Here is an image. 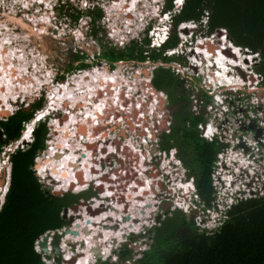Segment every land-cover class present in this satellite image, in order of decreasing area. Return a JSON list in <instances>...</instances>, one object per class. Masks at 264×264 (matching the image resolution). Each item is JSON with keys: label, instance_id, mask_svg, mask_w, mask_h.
I'll list each match as a JSON object with an SVG mask.
<instances>
[{"label": "rangeland", "instance_id": "rangeland-1", "mask_svg": "<svg viewBox=\"0 0 264 264\" xmlns=\"http://www.w3.org/2000/svg\"><path fill=\"white\" fill-rule=\"evenodd\" d=\"M42 1L48 2V0ZM55 1L56 0H52L50 4H53ZM66 1H68L70 4L67 5L68 3H65L64 9L61 10L58 9V7L53 13H47L40 7H34L36 4H41L40 0H0V86L2 88H0V106L6 105L11 109V111H7L6 113H4V115H0V118L1 116L11 114L18 107L19 104H24L26 109H28L37 100V98L42 95L45 96L46 102L44 103L45 105L42 109L40 108L35 112L34 117L36 119H44V111L48 113L51 111H55L59 108L58 111L54 113L55 116L53 118V121L47 122L48 125L46 124L48 128L46 138L47 146L44 151L40 152L39 155L36 157V164H38L39 162H46L45 158H48V155H50V149H55V143L60 142L65 147L64 141L65 133L67 130L65 124L70 123L71 117H74L78 121L81 120L80 124L84 123L88 126V122L83 121L82 119L85 111L91 109V114H93V116L91 115L89 118H91L95 122L94 136H96L93 137V139L95 138V141L93 142H96L98 140V142L100 143L95 144L93 148H91V150L94 151L96 154L86 152V150L84 149L85 142L81 143L79 146H76V148L80 150L77 151L76 154H73L71 156V159L74 160L75 163H77L79 166L73 168L72 170L73 172H77V170H80L81 161L86 162L87 164L91 161H94L92 167L94 166L97 169L95 168L96 170H94L93 168V174H96L98 172L97 174L100 175L105 170H108L109 172L103 173L101 176H99L98 179L100 181H91L90 186H88V184H84L81 190H78V188L74 186L72 188L70 187V189L66 191H55L54 187L52 186V178L48 175H45L44 173L41 175L42 177L45 176V178H42L37 173V170H40V167H36L35 165L36 175L40 176H38L39 181H41L45 189L49 190L55 195L62 196L67 192H72L75 193V195H80L89 190H92L94 192L93 194L87 197H80L78 203H74V205L70 207H65L61 215L67 220V224L62 228L49 230L45 234H47L48 232L54 233L56 230L64 231L68 227L74 228L75 225L72 226L74 222L77 219L78 221H80L83 217L86 216V214H90L89 216H92V213L94 214L93 217H99L101 216V214L107 211H111L115 200V202L123 204H121V210L117 211L118 213L120 212V214L126 215L127 218V214H129L130 216L133 215L132 211H135V213H137L136 217L133 216L134 218L141 217V214L143 213V215L146 216H142V220L136 221L135 223L138 224V222H140L138 226L144 223H147L148 225L143 226V228L138 233H131V236L133 235L135 237L136 242L131 241L129 244L123 245V237L126 236L124 235L122 239L120 237L119 240L117 239L116 243H112L113 246L118 243V245L112 250L111 244L107 246V250L104 251L108 253L111 252L109 254L110 256H102V259L99 260V262H97L96 264H101L102 262L109 260L115 264H123L121 262H123L127 258L129 259V261L135 264V261L141 256V253L146 249L150 248V244L152 243L151 237L153 234L154 224L158 225L165 218L166 210L170 209V211H172L175 209L174 207L177 206L174 201V195L177 194V192L181 191V186L178 184L180 182L179 179H194V176H189L188 170L186 166L183 165V162L180 157H177L175 155V149H173L172 147H170L169 149H163L161 147V136L164 132H171L172 124L175 121L173 111L175 109H179L182 103L171 101L169 91L165 89H160L155 85L153 81L155 69L159 66L164 68H170L172 72L180 75L183 84L175 88V93L178 94L181 93V91H184L189 96V99L187 100V107L189 111H191L197 116L203 114L206 120L200 121L198 123V127L200 126V123L206 124L208 119L211 117L210 112H212L213 114L215 110V107L213 105H215L216 103L219 104L216 100L212 104L213 99H211L210 102H207L203 97L205 93L210 95L207 91L209 88H213V85L208 83L207 78H209L212 73H224V71H227L228 74H230L231 71H229V68L226 65L222 66L223 58H219L218 62H212L209 60L205 64L203 61L201 65L198 66V63L192 64L191 60L188 61L184 52H175L174 50L169 52L172 53L170 56H177L178 58L182 57L184 58V60L176 59L172 60L171 63L154 61L150 58L143 61L120 60L116 61L115 66L112 67L111 63L106 58H103L104 45H106L107 47H116V49H118L123 48L124 43L129 42V40L131 39H142V33L137 36L138 26L140 24L139 22L140 20H143L141 19L140 12H142V9H150L151 7H153L154 2L151 4L147 3V1L149 0L139 1L141 2V4L139 3L136 8H133V10H135L132 11V14L134 13L135 16L130 17L128 15L130 14V11H121L119 9L120 7L118 6V3L121 0H98L99 2L97 0H92L91 4L89 5L99 3L105 13L104 19L97 20L96 23H92L91 18L87 15L79 17L78 22L75 21V18L69 15V13L77 15L80 10H86L88 6L85 5V1ZM156 10H160V8L156 7ZM119 12H121V15L119 14ZM52 16L54 17L52 18ZM125 21L129 23H126ZM202 23H204L203 26ZM205 23L206 20H204L203 22L196 21V25H193L195 27L191 25V27L188 29V32L187 29L182 30V32L186 34H183L185 37L191 35L192 38L198 37L199 39H202L201 42L205 40L207 41V39L213 40V44H211V46H213V49H207L205 41L203 44H201V49H203L201 53H203V56H206L207 53H210L212 58H214L213 53L216 52L215 50L218 49L219 51V49H222L220 47L221 42L219 38L223 36H220L216 33L219 30L218 29L215 32L216 35L210 37L214 33H205L202 30L208 28ZM93 27L95 29L92 31ZM220 29L223 30V28ZM95 30L98 31L97 37H99L100 40L93 35ZM140 41L141 40H139V42ZM188 41H190L189 38ZM207 42L209 43V41ZM227 44L231 46L229 43ZM151 46L156 47L152 43ZM211 46H209V48H212ZM194 47H197V45ZM231 49L232 48H226V52L232 54ZM82 50L85 51L87 54L82 58H84L85 62L88 63V66L81 69H77L78 67L76 69H73V67L77 66L79 61L81 60V58H77V55H82ZM236 50L239 53H242L241 49L238 48ZM196 53L199 52H197L196 50ZM252 55L254 60L253 58L249 59L251 62H249L250 68L248 70L249 72H246L247 75L254 74L255 72L256 76H259L257 78H255L256 76L254 77L255 82L257 80L258 84L255 85L253 89L249 87L247 90H245L243 87L242 92L236 95L237 97L235 104L237 103L236 107H238V109L231 110V119L229 120L230 122H228L227 124L228 127L232 128V130H230V135L228 138L234 139V141L230 140L232 144L231 148L234 147V150L241 151V148L238 146L237 143L241 144V142H243L246 144L247 147L245 149L246 152L251 150V147L247 145L249 143H247L246 141L250 140V143H252L251 140L256 138L259 130H261V132L257 136V138L259 140L264 139V110L261 109L262 107L264 109V83L262 82L261 73L256 70L257 67H260L262 58L256 52ZM215 57L218 59L219 55ZM76 58L79 60H76ZM233 62L239 63L236 61ZM217 63L219 66L216 65ZM177 65L183 66L187 75H190L192 73V65H197L199 68H201V70H199L198 72L195 67L194 72L196 74V78L195 80H192V77L188 78L182 75L180 68L176 67ZM144 71H147L148 74H145ZM251 71L253 72L251 73ZM101 73L103 74L101 80L99 82L97 81L98 79L95 81L94 78L96 76L99 77ZM109 74L112 75L109 76ZM84 75L85 81H83L84 78H80ZM62 76H64V78H62ZM231 77L233 78L232 75H230V78ZM239 80L241 81V79H238L236 77V80L223 78V80L221 81L220 78V80H218L217 82H222L225 84L228 82H232V84H239ZM74 83L75 86L73 85ZM220 90L224 91V89ZM60 91L62 92L60 93ZM70 91L74 92V95L70 96V94L68 93ZM83 93L89 94L85 100H82V98L80 97ZM58 95H61V97H59ZM93 96L95 97L94 99ZM25 97H27L28 99L24 100L23 98ZM33 97L36 98L32 99ZM58 98L60 100H58ZM198 98H203V102L200 105L201 107L199 112H197L194 105L196 103L195 101H198ZM102 99H104V105L101 106L102 108H98V105H100ZM159 100H161L160 104H158ZM74 101H77V103H75ZM85 102L87 103L86 106L84 105ZM209 104L212 105V108L211 111L207 113L206 108ZM156 105H158V108H156ZM87 107L89 108L87 109ZM164 110H166L169 114V120H171L170 127H167L168 117L165 119L164 116H161L163 115ZM94 111H98L100 117H96V113ZM238 117L239 120H236ZM161 120H164V126L159 128V126L161 125ZM30 121L31 120L25 123L24 126L32 122ZM41 121H45V119ZM52 122L56 126L57 130H54V126L49 127ZM152 123L157 126H153V130H151ZM147 124L149 125V128L152 131L150 133L152 137H149L146 133L145 129L148 126ZM255 129L257 130L254 131ZM199 130L202 136L203 130ZM101 134V137H97ZM4 136L5 135H3V137ZM74 137L76 141L77 139H81L82 141L90 140L89 138H87V136L82 137V134L77 132H75ZM20 138L13 139L8 146H3V149H0L1 164L4 162V160L8 158V155L10 153H13L15 151L16 148H24V146L27 145V140L22 141L20 140ZM144 138H147V143L143 141ZM31 141L32 140H28V143H30ZM70 141V143L72 144L73 140ZM18 142L19 145L16 146V143ZM112 142L114 143L113 149L115 152L110 153L108 156V151L106 152L105 149H107L110 143ZM171 142H173V140ZM231 148L228 149L226 147H223L219 149L217 155H219L220 151H230ZM56 150L57 149H55L51 155H53ZM83 152L86 153L85 156L82 155ZM141 153H144L146 157V173L143 170L144 167L142 166L141 168L140 166V162L143 160ZM51 155L50 157L51 159H53ZM176 160H180V162H177ZM218 160L219 158L217 156V161ZM51 161L45 164H49L51 163ZM7 164L11 169L12 173V160L10 158L7 159ZM101 164L102 171L99 169ZM173 166L179 167L178 172L180 173L179 175L171 174L172 178H168L167 176L170 175V171L176 170L175 168H173ZM231 167L230 169H233ZM118 168H120V171H122V173H118ZM167 171L169 172V175L164 173ZM1 172H3V168H1ZM215 172L216 170L214 171L212 177L213 186L216 183H214ZM113 173H117V181L112 180ZM262 173L263 172L260 171L258 173V176ZM107 174H109L108 178L106 179L108 181H102L101 179H103V177L106 178ZM240 175L241 177L245 176V174ZM252 175L253 174H251L249 178H245L244 182H247V184L250 186H255L257 189H260L261 187L264 188V185L262 184V181L264 180L263 177L257 178L256 176ZM236 178H238V176H236ZM176 180L178 181L176 182ZM7 181L9 186V177L7 178L6 173L4 172L0 173V190L4 188ZM120 181H122L121 184L117 183ZM151 181L154 182L153 186L150 184ZM193 182L195 183V180H193ZM56 185H58V182L56 183ZM116 185H123L124 189H128V193L127 191L123 192L120 189H115ZM108 186H111L112 189L118 191L120 196L116 199H112V195H110L111 197L107 195L105 198H102L103 192L99 193L98 190H106ZM148 186H151L153 192L150 190L149 192H147V194H143L142 198L139 200L144 201L145 203L147 202L151 205V208L148 210L144 206H140L138 209L134 208L133 206H135L134 204H136L135 200L138 199L137 197H135L133 190L137 189V192L142 193L141 191L143 189H148ZM131 187H133L134 189H130ZM216 187L217 189L215 192V196L217 197V195L219 194L218 188H220L219 184L216 183ZM241 187L245 188L243 186ZM55 188L58 187L55 186ZM154 190L156 191L154 192ZM131 191H133V194L131 196L133 200V206H131L132 202L129 199ZM253 195H255V193ZM95 197L98 198V200L102 198V200L105 201V203L101 205V207L104 206L103 209H101L103 210L102 212H97V210L100 209L95 208V205L93 203ZM122 197H125V199L121 200ZM247 197L248 196H245L244 199ZM195 199L197 201L196 197ZM199 204L201 208H204V204H202L201 201ZM227 204L229 205H226V208H229L232 203ZM130 207H133V210H129ZM66 208L69 209H67V212L65 213ZM219 209L223 210L221 206H219ZM142 210L145 211L142 212ZM202 213L203 211H201V214ZM203 215L205 220L210 219L204 213ZM158 216L160 217L159 221L157 219ZM71 217H73L74 219L71 220ZM120 219L121 223H125L124 221H122L121 217ZM114 220L116 222V224L114 225H117V223L121 224L117 221V219ZM129 222H131V220ZM221 224H223V222ZM125 226H127V224H125ZM128 227L129 226H127L124 230V234H126V230L129 229ZM142 233L146 234H144V236H141ZM42 236L40 238H42ZM38 240L36 242L35 249L37 247ZM83 242H81L82 245L84 244ZM104 243H110V240ZM66 245L67 248H70L71 251H76L75 249L80 250L79 244L75 242L71 241V243H68ZM125 246H127V249L132 252V255L128 256L126 259L123 260L121 259L120 255L122 251H124L123 247ZM138 247H140V249ZM83 249L84 248L82 247V250ZM67 251H64L62 248L61 260L65 261L63 257L65 252ZM39 253H41L42 261L45 264H58L57 261L53 259H51V262L48 261V263L45 260L44 254L42 252ZM92 262L93 261L91 259L90 264Z\"/></svg>", "mask_w": 264, "mask_h": 264}, {"label": "trees", "instance_id": "trees-1", "mask_svg": "<svg viewBox=\"0 0 264 264\" xmlns=\"http://www.w3.org/2000/svg\"><path fill=\"white\" fill-rule=\"evenodd\" d=\"M65 3L70 4L63 0L58 9H64ZM173 8L174 0H167L165 9L171 11ZM69 15L76 22L85 15L91 18L92 23L105 18L99 3L89 5L77 15ZM204 20L208 28L201 29L205 33H215L224 28L233 45L248 48L261 56L260 67L256 70L261 73L264 83V0H185L174 16V28L167 43L154 47L151 46L149 37L143 35L142 39H131L124 43L123 48L104 45L103 58L112 67L120 60L143 61L150 58L163 63L184 60L168 54L169 49L180 46L178 26L182 22ZM191 25H184V28ZM94 29L93 27L92 31ZM97 32L95 30L93 35L100 40ZM219 39L221 44L226 42L227 46V43L232 45L225 35ZM207 41V49H213V40ZM81 52L82 55H77L81 60L73 69L88 66L82 58L87 54L83 50ZM220 54H226L228 58L231 55L236 60L235 54L226 52V49L225 52L221 49ZM153 81L158 88L169 91L171 101L182 103L179 109L173 111L175 121L171 132H164L161 136V147L175 149V155L180 157L189 176H194L197 192L204 202V211L215 208L213 201L216 199V189L212 177L217 152L225 143L209 141L201 136L198 123L206 120L203 114L197 116L189 111V96L184 91L175 93V88L183 84L180 75L170 68L159 66L155 69ZM203 97L207 102L211 101V96L207 93ZM45 102L46 98L42 95L28 109L24 104H19L11 114L1 116L0 149L23 135L24 124L34 119L35 112L42 109ZM47 122L49 119L39 121L34 128L32 141L9 154L12 173L0 210V264H45L41 253L35 249L37 240L47 231L67 224V220L61 215L65 207L78 203L80 197L94 193L89 190L80 195L67 192L58 196L45 189L39 181L35 170L36 157L47 146ZM161 122L163 124V120ZM174 208L172 211L166 210L165 218L153 226L150 248L141 253L135 264H264V195L233 204L225 211L223 224L214 230L201 228L196 223L195 216L186 214L181 206ZM123 249L121 259L132 255L127 247ZM101 264L115 263L109 260Z\"/></svg>", "mask_w": 264, "mask_h": 264}, {"label": "bare ground", "instance_id": "bare-ground-1", "mask_svg": "<svg viewBox=\"0 0 264 264\" xmlns=\"http://www.w3.org/2000/svg\"><path fill=\"white\" fill-rule=\"evenodd\" d=\"M130 1V2H129ZM139 1H141V0H121L119 3H118V6L120 7L119 9L121 10V11H130V14H128L130 17H133V16H135V14L133 13L132 14V11H134L133 10V8H136V6H138V4L140 3L141 4V2H139ZM157 1H159V0H157ZM154 2V0H149V1H147V3H153ZM116 3V2H115ZM151 8H153V7H151ZM150 8V9H151ZM153 10H154V8H153ZM155 11V10H154ZM136 12V11H135ZM119 14L121 15V12H119ZM137 17H139V16H137ZM131 19V18H130ZM140 19V18H139ZM139 19H138V21H139ZM137 21V22H138ZM126 23H129V22H127V21H125ZM137 22H136V24H137ZM190 24H192V25H194L192 22L190 23ZM193 27H195V26H193ZM185 28H183L182 30H184ZM183 35V34H182ZM206 41V40H205ZM205 41H203V42H201V43H199L198 45H197V47H196V50H197V52H199V53H196L197 54V58H198V55H199V57H200V59H201V63L204 61V64L207 62V61H209L210 59L211 60H213L212 62H218V60H219V58H223V62H222V66H224V65H226L228 68H229V71H231V73L230 74H228V72L227 71H224V73H222V72H217V73H212V75L211 76H209V78H207V79H210L209 81H208V83H210L211 85H213V86H215V87H219V86H221V85H223V86H226V87H228L229 85H239V86H241L242 87V85L243 84H245L248 80H249V82H251V83H253V80H255L254 79V77L255 76H253L252 74L249 76L248 75V77H247V74H246V72H245V70L247 69V70H249V68H250V64L248 65V64H246V62H247V59H245V60H243V58H244V55H243V53H235V52H232V55H234L235 56V58H236V60H234V59H232L230 56H229V58L227 57V55L226 54H220V52H221V50L219 49V51L218 52H215V53H213L214 54V58H212V56H211V54L210 53H207L206 54V56H203L202 55V53H201V51L203 50V49H201V44H203ZM206 43V48H207V42H205ZM232 44V43H231ZM230 48H232V47H230ZM229 48V49H230ZM236 49H238V48H234V50L235 51H237ZM223 52H225V50L223 51ZM3 55V54H2ZM217 55H219V57H218V59L215 57V56H217ZM222 57H221V56ZM206 59H205V58ZM216 58V59H215ZM232 59V60H231ZM228 61H230V63L228 62ZM233 61H236V62H239V63H234ZM242 63V64H241ZM216 65H218V63L216 64ZM219 66V65H218ZM216 67V66H215ZM144 73L145 74H148V72L147 71H144ZM98 74H100V73H98ZM243 74L245 75V77H243ZM6 75V74H5ZM83 75V74H82ZM102 73H101V75L99 76V77H95L94 78V80L96 81L97 79V81L99 82L100 80H101V78H102ZM110 75H112V74H109V76ZM230 75H232L233 76V78L231 77L230 78ZM113 77V76H112ZM236 77L238 78V79H241V81L239 80V84H232V82H228V83H222V82H217L218 80H220V78H221V81L223 80V78H225V79H230V80H233V79H235L236 80ZM80 78H84V80L83 81H85V75L83 76V77H80ZM109 78V77H108ZM212 80V81H211ZM80 84V83H79ZM74 86H75V83L73 84ZM109 85V84H108ZM84 86V85H83ZM82 87V86H81ZM104 87V86H103ZM0 88H1V86H0ZM67 88H68V86H67ZM108 88V87H107ZM118 88V87H117ZM116 88V89H117ZM2 89V88H1ZM86 89V88H85ZM84 89V90H85ZM102 89V88H101ZM100 89V90H101ZM83 90V89H82ZM62 91H60V93H61ZM97 92V91H96ZM69 94H70V96H72V95H74V92H68ZM68 94V95H69ZM89 94H82L80 97L82 98V100H85L86 98H87V96H88ZM59 97H61V95H58ZM95 97L93 96V99H94ZM105 98V97H104ZM58 100H60L59 98H58ZM103 101H104V99H102V102L100 103V105H98V108H102L101 106H103L104 105V103H103ZM75 103H77V101H74ZM62 103V102H61ZM84 105L86 106L87 105V103L85 102L84 103ZM89 107H87V109H88ZM79 111V110H78ZM95 112V111H94ZM93 116V114H91V109H88L87 111H85V113L83 114V121H86V122H88V126L87 125H85L84 123H81L80 124V121H78L77 119H75L74 117H71L70 118V123H67V124H65L66 125V128H67V130H66V133H65V141H64V145H65V147L62 145V143H60V142H58V143H55V145L57 146V148H56V146H55V149H57L54 153H53V155H51L52 154V152L55 150V149H50L49 150V153H50V155L53 157V159H51V157H50V155H48V158H45L46 159V162L45 163H48L49 161H51V163H49V164H45V163H41L40 165H39V167H40V172H41V174H45V175H47V173H48V169L50 168V173L56 178V183L58 182V185H57V187L58 188H64V189H68V188H72V187H74V186H76V188H78V190H81L82 189V186L84 185V184H88L89 183V181H88V179H87V177H86V173H85V171H83L84 169V167H89L90 169H91V171L94 173V171H93V168H94V170H96L97 168L96 167H92V165L94 164V161H91V162H89L88 164L86 163V162H82L81 161V163H80V166H81V169L80 170H77V172H73V168H76V167H78L79 165L77 164V163H75V161L74 160H72L71 159V156L73 155V154H76L77 153V151H79L80 149H78V148H76V146H79L81 143H83V142H85V144H84V149L86 150V152L87 153H92V150H91V148H93V146L95 145V144H97V143H100V142H98V140L96 141V142H93V141H95V138L93 139V137H96V136H94V134H95V132H94V128H95V122H94V120H92L91 118H89L90 116ZM95 116L96 117H100V114L98 113V111L96 112V114H95ZM70 117V116H69ZM69 120V119H68ZM54 126V130H57V128H56V126L53 124V123H51L50 124V127H53ZM209 128V130L210 129H212V126H210V127H208ZM207 128V129H208ZM75 132H77V133H80V134H82V137H84V136H87V138H89L90 140L89 141H82L81 139H77V141L75 140ZM25 136H27V132H25ZM93 136V137H92ZM70 140H73V142H72V144H73V146H72V144L70 143L71 141ZM101 141V140H100ZM107 143V142H106ZM108 144V143H107ZM64 147V148H63ZM66 147H68V148H66ZM113 147H114V143L112 142V143H110V145H109V147L107 148V149H105V151L107 152L108 151V153H113V152H115L114 151V149H113ZM102 151V150H101ZM75 152V153H74ZM103 152V151H102ZM230 152V151H229ZM66 153V154H65ZM94 154V153H93ZM96 154V153H95ZM142 155V161L140 162V166H141V168H142V166L144 167V171H146L145 170V167H146V164H147V161L145 160V155H144V153H141ZM82 155H86V153H82ZM231 157H232V161H234L233 159L235 158V157H237L238 159H239V162H241V161H243L244 163L246 162L245 161V156L242 154V153H237V154H235V152H233V153H231ZM96 159V158H95ZM97 160V159H96ZM145 160V161H144ZM77 162H80V161H77ZM225 164H226V162H225ZM96 165V164H95ZM227 165V164H226ZM1 168H3V166H2V164L0 163V173H3V172H1ZM96 168V169H95ZM225 168V167H224ZM100 169V168H99ZM141 170V169H140ZM83 172V174H82V172ZM98 173V172H97ZM93 174L94 175V179L93 180H98V175L99 174ZM89 175H91V173H89ZM174 175V174H173ZM140 178V177H139ZM172 178V177H171ZM79 179V180H78ZM76 180H78V181H76ZM139 180V179H138ZM100 181V180H99ZM87 182V183H86ZM136 184V183H135ZM137 185V184H136ZM135 185V186H136ZM179 185L182 187V186H188L185 182H183V181H181V183H179ZM131 186H134V185H131ZM129 188V187H128ZM116 189V188H115ZM130 189H134L133 187H131ZM146 190V191H145ZM133 191H134V194H135V197H137V199L138 200H135L136 202V204H134L135 206H133V200H132V198H131V196H132V194H133ZM133 191H131L130 192V195H129V199H130V201L132 202V205L131 206H133L134 208H136V209H138L140 206L142 207V206H144V207H146L147 208V210L148 209H150L151 208V205L150 204H148L147 202L145 203L144 201H141V200H139V199H141L142 198V196L141 195H143V194H147V192H149V190L148 189H143L141 192L142 193H139V192H137V189L135 190H133ZM151 191L153 192V190H152V188H151ZM156 190H154V192H155ZM127 193H128V191H127ZM119 194V192L118 191H115L114 189H112L111 187H108L107 189H106V192L105 193H103L102 194V198H105L107 195L108 196H110V195H113V196H117ZM137 194V195H136ZM127 196V195H126ZM148 196V195H147ZM150 196H152V195H150ZM155 196V195H154ZM153 196V197H154ZM111 197V196H110ZM128 198V197H127ZM147 198V197H146ZM113 199V198H112ZM149 199V198H148ZM150 199H151V197H150ZM122 200V199H121ZM103 202H105L104 200H98V198H94V201H93V203H94V205H95V208L96 209H98L102 204H103ZM122 203H118V202H115V200H114V205L112 206V208H111V211H107V212H105V213H103V214H101V216H99V217H96L95 218V216L93 217V214L91 213V215L92 216H89L90 214H86V216L85 217H83L80 221H78V219L74 222V224L72 225V226H76V228H75V226H74V228H72V227H70V229H76L77 231H79V234H77V235H73L71 232H69V233H67V236H65V240L63 239L62 240V242H61V246H63V244H64V246L62 247L63 248V250L64 251H67V252H65L66 254H67V256L65 257H63V259L64 258H66V259H69L70 257L69 256H71L72 255V253H71V250H70V248H67V245L66 244H68L67 243V241H70V239H71V241L72 242H75V243H77V244H79V248H81L82 249V247L84 248L83 250H82V252L79 254V258H75L76 259V262L74 263V264H90V261H91V259H92V257H93V259H92V261L94 262L95 261V259H94V254L91 252V250L89 249L90 247H94V246H98V245H100V247H101V249L103 248L104 250H107V246H109L110 244L113 246V244L112 243H116V241H117V239L119 240V238L121 237V239H122V237L124 236V235H126V234H124V230L126 229V227L127 226H129L128 228H132V226L133 225H135V222L136 221H139V220H142L141 219V217L142 216H146V215H143V213L141 214V217H139V218H134V217H136V214L137 213H135V211H132L133 212V215L132 216H130L129 214H127V216L128 217H130V218H128V219H126V220H124L123 219V214H120V212L118 213L117 211L119 210H121V207H122V205H121ZM125 204V203H124ZM133 207H130V209L129 210H133ZM145 208V209H146ZM1 210V209H0ZM124 210V209H123ZM127 210V209H126ZM126 210H125V212H126ZM145 211V210H144ZM129 212V211H128ZM127 212V213H128ZM141 213V212H140ZM120 214V215H119ZM135 214V215H134ZM120 216L121 218H122V221H124L125 223H121L120 221H121V219H120V217L118 218V217ZM134 216V217H133ZM114 219H117V221L118 222H120L121 224H118L117 223V228H114V224H116V222H115V220ZM133 219H134V221H133ZM87 220H89V223L87 222ZM108 220H110V221H108ZM131 220V222H129ZM79 222L80 223V225H76V222ZM108 221V222H107ZM127 221V222H126ZM133 221V222H132ZM109 224V225H113V226H104V225H102V224ZM125 224H127V226H125ZM137 224V223H136ZM136 226V225H135ZM121 227H122V229H121ZM85 228H88V233H85L86 231H85ZM93 235H95V236H93ZM122 235V236H121ZM114 236V237H113ZM125 237V236H124ZM123 237V238H124ZM115 240V242H114V240ZM68 239V240H67ZM83 239V240H82ZM108 240H110V243H104V242H106V241H108ZM83 241H85V242H83ZM81 242H83L84 244L82 245V243ZM51 246V245H50ZM110 252V251H109ZM105 253H107V254H109L108 252H105ZM72 260H74V257L72 258ZM49 262H51V261H49ZM67 264H69V263H67Z\"/></svg>", "mask_w": 264, "mask_h": 264}, {"label": "clouds", "instance_id": "clouds-1", "mask_svg": "<svg viewBox=\"0 0 264 264\" xmlns=\"http://www.w3.org/2000/svg\"><path fill=\"white\" fill-rule=\"evenodd\" d=\"M90 1H92V0H90ZM63 2V0H56L52 5H53V9H52V12H54L58 7H59V5H60V3H62ZM40 3V2H39ZM166 3H167V0H159V1H157V0H154V5H153V8L155 9V11L153 10V8H151V9H148V8H145V9H142V12H140V15H141V19H143V20H140V24H139V26H138V32H137V36L138 35H140L141 33L145 36V35H147L148 37H149V39H150V42H159L158 40L160 39V40H165L167 37L168 38H170V35H171V32H172V30H173V28H174V16H175V14H176V12H178L179 11V9L182 7V5L183 4H181V5H177V3L175 2V0H174V8L170 11V10H166L165 9V6H166ZM91 4V3H90ZM33 5V4H32ZM31 5V6H32ZM34 7H40L38 4H36ZM156 7H159L160 8V10H156ZM163 12H167V14H166V17H169V18H167L166 20H164L163 18H162V14H163ZM52 17H54V16H52ZM161 18V19H163V20H161V21H159L158 20V18ZM56 19V18H55ZM191 22H193V21H189V22H182V23H180L179 24V26H178V28H179V32H181V36H180V34H179V36H180V39H181V43H180V46H178V47H176V48H173V49H169V51H168V54L169 55H171L172 53H169L170 51H172V50H174L175 52H178V51H181V49L183 50H185L184 51V53H185V55H186V57H187V59H188V61H192L193 60V56L194 55H196L197 56V54H196V47H194V46H196V45H198L200 42H201V40L202 39H199L198 37H191V35L190 36H186L187 37V39L186 38H184L183 36L184 35H182V34H185L184 32H182V29L184 28V25H188V24H190ZM161 24V25H163V27H164V29L163 30H161V35H158V36H156V37H154V32H153V30L157 27V24ZM194 25H196V24H194ZM188 28L187 29H189L190 27L189 26H187ZM223 32H225V34H223V35H225L226 36V38L228 39V41L231 43L232 42V40L230 39V38H228V33L224 30V28H223ZM186 35V34H185ZM214 35H216L215 33L213 34V35H211L210 37H212V36H214ZM222 35V36H223ZM228 35V36H227ZM188 38L190 39V41H188L189 43H185L184 41H187L188 40ZM186 39V40H185ZM169 40V39H168ZM167 43V42H166ZM233 43V42H232ZM165 44V43H164ZM234 44V43H233ZM231 45V47H232V49H231V52H235V50H234V48H239V49H243V51L244 52H242V53H244L243 55H244V58H243V60L244 59H247L248 60V62H246V64H248L249 65V62H250V60L249 59H251V58H253V55L252 54H254L255 52L254 51H252V50H250V49H248V48H246V49H244L243 47H241V46H235V45ZM156 47H160V46H156ZM220 47L222 48V50H225L226 48H230L229 46H227L225 43H223V44H221L220 45ZM194 50V51H193ZM248 50V51H247ZM193 51V52H192ZM216 52L218 51V49H216L215 50ZM246 52V53H245ZM249 52V53H248ZM248 53V54H247ZM202 55H203V53H202ZM199 56V55H198ZM249 56H251V57H249ZM205 58V57H204ZM206 59V58H205ZM253 60H254V58H253ZM252 60V61H253ZM210 61H213V60H211L210 59ZM185 62H186V60H185ZM229 63H230V61H228ZM207 63V62H206ZM251 63V62H250ZM199 65H201V64H198V66ZM193 66H197V65H193ZM250 66V65H249ZM198 70H201V68H198ZM249 72L247 69L245 70V72ZM247 72H246V74H247ZM253 71H251V73H252ZM255 74V75H254ZM254 74H252L253 76H256V73L254 72ZM206 75V74H205ZM260 75V74H259ZM250 76V75H249ZM207 77V76H206ZM247 77H248V75H247ZM256 77H259V76H256ZM255 77V78H256ZM196 78V77H195ZM254 81L255 80H253V83H254ZM253 86L254 85H252L251 84V82H249V80L245 83V85H243L242 87L241 86H239V85H229L227 88H226V86H223V85H221V86H219V87H215V91H214V93H213V95H210L211 97H213L214 96V98H212L213 100H212V104L214 103V101L216 100L219 104H215V105H213L214 107H215V110H214V112H213V114H212V112H210V114H211V117L210 118H212L213 120H211V122L213 123V125L214 124H218L219 122H221V117L222 116H225V118L226 119H228V120H230L231 119V110H226L225 108H223V107H229V108H231V106L232 105H235V102H236V95L237 94H239V93H241L242 92V88L244 87V89L245 90H247L249 87L251 88V89H253ZM220 89H224V91L223 90H220ZM36 98V97H35ZM34 98V99H35ZM59 109V108H58ZM58 109H56L55 111H51V112H45L44 111V119L46 120V119H49V121H53V118H54V116H55V112H57L58 111ZM262 110H264L263 109V107L261 108ZM220 110H222L223 111V113H220L219 111ZM9 111H11V110H9ZM97 112V111H96ZM95 112V113H96ZM52 113H53V115H52ZM153 113V112H152ZM209 113V112H208ZM236 114H237V112H236ZM4 115V114H3ZM44 119H42V118H39V119H36L35 117H34V119L33 120H31L30 122L31 123H28L26 126H25V130H24V132H23V135H22V137L20 138V140H32V138H33V131H34V128H35V126H36V124L39 122V121H41V120H44ZM236 120H239V117L236 119ZM210 121V120H209ZM209 121H207L206 122V124L209 122ZM230 122V121H229ZM53 123V122H52ZM54 124V123H53ZM213 125H211L212 127H213ZM218 125H221V124H218ZM223 126V125H222ZM223 129L221 130V127L220 126H218V128H216V130H214V134H219L218 132H221L224 136H225V138L224 139H226L227 140V137L228 136H226L225 135V132H224V129L225 130H228V132H229V134L228 135H230V130H232V128L231 127H228V126H223L222 127ZM25 132H27V136H25L26 134H25ZM102 136V134L101 135H99V136H97V137H101ZM93 137V136H92ZM147 139V138H146ZM144 141V140H143ZM227 142V141H226ZM147 143V142H146ZM223 143H225V141H223ZM19 145V142L18 143H16V146H18ZM231 146H232V144H231V142H230V148H231ZM139 148V147H138ZM93 153H95L94 151H92V154ZM258 157L259 156H255V158H253V163H252V165L254 166V170L257 172V173H259L260 171H262L261 169H259L258 167H257V164H261L262 165V167L264 168V163L263 162H261L259 159H258ZM10 158V156L8 155V158L7 159H9ZM5 159V158H4ZM7 159L6 160H4V162L2 163V166H3V172L4 173H6V176H7V178L9 177V180H11V169L9 168V166H8V164H7ZM145 161V160H144ZM101 167H102V164L100 165ZM100 171V170H99ZM109 171L108 170H105V172L104 173H108ZM147 171H145V173H146ZM263 172V171H262ZM37 173L42 177V175H41V172H40V170H37ZM165 174H167V175H169L168 173H166V172H164ZM254 174V173H253ZM263 175H264V172L262 173ZM38 175V176H39ZM47 175L49 176V177H51L52 178V182H53V185L54 186H57L56 185V178L50 173V168L48 169V173H47ZM117 175V174H116ZM39 176V177H40ZM99 176H101V175H99ZM98 176V177H99ZM44 178H45V176H43ZM42 177V178H43ZM99 180V179H98ZM102 181H103V179H101ZM113 180V179H112ZM91 181H93V180H90V182L88 183V186H90V183H91ZM108 180H106V182H107ZM116 181H117V178H116ZM188 181V182H187ZM111 182V181H110ZM186 184H190L189 186H182L181 187V191H179V192H177V194H179V196H180V194H182L181 196L182 197H187V196H184L185 194H191V196H192V198H193V200L195 201V202H197L196 201V199H195V197H193V194L195 193V192H197V189H196V187H195V183H193L194 184V188L192 187L193 186V184H191L190 183V180H186ZM179 183H181V182H179ZM178 183V184H179ZM9 184H10V181H9ZM151 184V183H150ZM152 186H153V184H151ZM192 185V186H191ZM223 185V184H222ZM215 186V185H214ZM108 187H111V186H108ZM107 187V188H108ZM88 188V187H87ZM106 188V189H107ZM126 188V187H125ZM8 189H9V186H8V181L6 182V184H5V186H4V188L2 189V190H0V207H2V205H3V202H4V200H5V196H6V193H7V191H8ZM56 189H64V188H56ZM68 189H70V188H68ZM68 189H65V190H68ZM86 189V188H85ZM116 189H118V188H116ZM215 189H217V187L215 186ZM219 189V191H221L222 189L221 188H218ZM84 190V189H83ZM148 190L150 191V189H149V187H148ZM106 192V190H103V193H105ZM127 191V188L124 190V192H126ZM254 192V191H253ZM259 191H256V193H255V195H253V196H261L259 193H258ZM102 193V194H103ZM198 193V192H197ZM262 195H264V193H261ZM176 195V194H175ZM199 195V194H198ZM120 196V194H118L117 196H113L112 195V197H113V199H116L117 197H119ZM220 196L223 198V200H222V203H221V207L223 208V210H220L219 209V206L218 205H216L215 206V208H212V209H209V210H207V211H204V208H205V206H204V208H203V213L208 217V218H210V219H214V225H209V226H206L205 227V229H207V230H214L215 228H217L218 226H220V224L224 221V217H225V211L227 210V209H229L233 204H235V203H239L240 201H242V200H246V199H248V198H251V197H253V196H249V194H248V191H247V189L246 188H242L241 186H233V189H231V188H225L222 192H220ZM245 196H248L247 198H245L244 199V197ZM96 198V197H95ZM100 198V197H99ZM230 198H232L233 200L231 201L230 200ZM100 199H102V198H100ZM227 203H232L231 205H230V207L229 208H226V205L228 206L229 204H227ZM194 204H199V203H194ZM182 204L181 203H177V206H181ZM183 208V207H182ZM1 209V208H0ZM184 210V209H183ZM211 213H213V215H214V217H212V214ZM147 225V223H145V225L144 226H146ZM154 225H156V224H154ZM142 228V225H141V227L140 226H137L136 227V229H135V233H138V232H140V229ZM133 230V229H132ZM112 248V247H111ZM37 249V248H36ZM76 251H74V250H72L71 252H73V254L71 255V258H69V259H66V258H64V260L65 261H63L62 260V264H67L68 263V261H70V260H72V258L74 257V258H79V254L82 252V249L80 248V250H78V249H75ZM104 249L102 248L101 249V252L103 253V257H107L109 254H107V253H105V251H103ZM112 250V249H111ZM37 251H39V252H41V249L39 248V249H37ZM92 259H93V257H92ZM94 259H95V261L94 262H92L91 264H96L99 260H101L102 259V257L101 258H96V255L94 254ZM45 260L48 262V261H51V259H46L45 258ZM128 259H126V261H127ZM126 261L124 262H121V263H126ZM49 263V262H48Z\"/></svg>", "mask_w": 264, "mask_h": 264}, {"label": "built area", "instance_id": "built-area-1", "mask_svg": "<svg viewBox=\"0 0 264 264\" xmlns=\"http://www.w3.org/2000/svg\"><path fill=\"white\" fill-rule=\"evenodd\" d=\"M192 23H194V24H196V22L195 21H193ZM225 30V29H224ZM226 31V30H225ZM213 35V34H212ZM181 51L182 52H184L185 50L183 49H181ZM192 64L193 63H195V64H201V59H200V57L198 56V58H197V56L196 55H194L193 56V60H192V62H191ZM177 68H180V70H181V73H182V75H184V76H186V77H192L191 79L192 80H195V77H196V74H195V72H194V69H195V66H191V74L193 75H187V73L185 72V68L183 67V66H181V65H177L176 66ZM198 66H196V69L198 70ZM198 72H199V70H198ZM180 74V73H179ZM257 78V77H256ZM208 81H209V79H207ZM255 82V81H254ZM258 84V81L256 80V82L254 83V84H252V85H254L253 86V88L255 87V85H257ZM214 91H215V86H213V88H209L208 89V93L210 94V95H213V93H214ZM206 92V91H205ZM204 96V95H203ZM196 99V98H195ZM203 98H201V99H199L198 98V101H195L196 103L194 104L195 105V109L197 110V112H199V110H200V105H201V103L203 102V100H202ZM161 103V100H159L158 101V104H160ZM237 106V103L235 104V105H232L231 106V108H229V107H223V108H225L226 110H232V109H238V107H236ZM156 108H158V105H156ZM211 108H212V105L211 104H209L208 106H207V108H206V112L208 113V112H210L211 111ZM154 109H155V107H154ZM220 113H223V111L222 110H220L219 111ZM162 117L164 116L165 117V119L168 117V119H167V127H170L171 126V120H169V114H168V112L166 111V110H164V112H163V115H161ZM211 120H213L212 118H210V121L207 123V124H203V123H200V126H199V128L201 129V130H203V132H202V136L203 137H205V138H207L209 141H214V140H218L219 142L221 141V142H223V141H227L226 139H224L225 138V136L221 133V132H218L219 134H214V130H216V128H218V126H220V125H218V124H221V125H223V126H227V124H228V122H229V120L228 119H226L225 118V116H222L221 117V122H219L218 124H214L213 125V123L211 122ZM148 125V124H147ZM152 125V128H151V130H153L154 129V127L153 126H156V125H154L153 123L151 124ZM211 125H213V127H212V129H210L209 130V128L208 127H210ZM162 126H164V120H163V124H162V122H161V125L159 126V128H161ZM157 127V126H156ZM208 128V129H207ZM146 133H147V135L149 136V137H152L151 136V130H150V128H149V125L146 127ZM145 142H148L147 141V139L146 138H144L143 139ZM262 140H264V139H262ZM262 140H259L258 138H255V139H253V140H251V142L252 143H250V140H247L246 142L247 143H249V144H247V145H249L251 148V150H249V151H245V148H242V147H240L241 148V151H237V150H234L235 148L233 147V148H231V150H230V152H228V154L226 153V154H224V153H219V155H218V158H219V160L218 161H216V164H217V167L215 168V170H216V172H215V175H214V183L216 182L217 184H219V187L222 189L221 191H219V189H218V191H219V194L217 195V197H216V199L213 201V203L215 204V206L216 205H218V206H221V203H222V200H223V198L220 196V192H222L225 188H231V189H233V186H243V187H245V188H247V191H248V194L249 195H253L254 193H256V191H259L258 193H264V192H262V191H264V188H260V189H257L255 186H253V185H248L247 184V182H244V180H245V178H249L250 176H251V174H253L252 176H256L257 178H260V177H263V179H264V175L263 174H261V175H259L258 176V173L254 170V166L252 165V163H253V158H255V156H259L258 157V159L261 161V162H263L264 163V141H262ZM243 151V152H242ZM233 152H236L235 154H237V152H241L244 156H245V163L243 162V161H241V162H239V159L237 158V157H235L233 160L234 161H232V157H231V153H233ZM173 154H174V152H173ZM149 155H151V154H149ZM151 159H153V158H151ZM177 162H180V160H176ZM226 162V164H227V167L225 168V169H222V168H220V167H223V164ZM231 165H232V167H231ZM154 166V165H153ZM230 167L231 168H233L234 169V172L232 173L231 172V170L232 169H230ZM257 167L259 168V169H261L263 172H264V168L262 167V165L261 164H257ZM173 168H175L176 170H173V171H170V175L169 176H167L168 178L169 177H172L171 176V174H174V175H179V173L180 172H178V169H179V167H177V166H173ZM100 170L102 171V167L100 166ZM214 170V171H215ZM222 170V171H221ZM230 170V171H229ZM118 173H122V171H120V168H118ZM185 171V170H184ZM105 171H103L100 175H102L103 173H104ZM248 172V173H247ZM166 173H168L169 174V172L167 171ZM250 173V174H249ZM117 173H113V181H116V175ZM213 174H214V172H213ZM240 174H245V176H243V177H241V175ZM249 175V176H248ZM99 176V175H98ZM236 176H238V178H236ZM243 178V179H242ZM123 180V179H122ZM171 180V179H170ZM193 180L194 179H192V180H190V183L191 184H193L194 182H193ZM125 181H127V180H125ZM178 180H176V182H177ZM179 181L181 182V181H183V182H185V183H187L186 182V180H182L181 178L179 179ZM129 182H130V180H129ZM117 183H119V184H121L122 183V181H120V182H117ZM154 182L153 181H151V184H153ZM216 183H215V186H216ZM223 184V185H222ZM262 184L264 185V180L262 181ZM110 185V184H109ZM192 186V185H191ZM120 187H124L123 185H116V188H118V189H120L121 191H123ZM193 188H194V184H193V186H192ZM128 190V189H127ZM254 191V192H253ZM124 192V191H123ZM126 195V194H125ZM182 194H180V196H179V194H176V195H174V201H175V204L177 205V203H181L182 205H181V207H183V209L186 211V214H189V215H192V216H195V221H196V223L201 227V228H203V229H205V227L206 226H209V225H214V219H207V220H205V218L203 217L204 215H203V213L201 214V211H203V208H201V206H200V204H194V203H200V201H201V203L202 204H204V202L201 200V198L199 199V195H198V193L197 192H195L194 194H193V197H196L197 198V201L198 202H195L194 200H193V198H192V196H191V194L189 195V194H185L184 196H187V197H182L181 196ZM216 200H218V201H216ZM230 200L232 201L233 199L232 198H230ZM216 202V203H215ZM1 208V207H0ZM204 212V211H203ZM211 214H213V213H211ZM213 217H214V215H213ZM148 225V224H147ZM146 225V226H147ZM143 226L144 225H142V228H143ZM141 228V229H142ZM140 229V230H141ZM37 249H39L40 247H39V245H38V243H37V247H36ZM104 251V250H103ZM72 254H73V252H71ZM64 256L66 257V253L64 254ZM70 258H71V256H70ZM49 264H53V263H49ZM124 264H134L133 262H131V261H129V259L126 261V263H124Z\"/></svg>", "mask_w": 264, "mask_h": 264}, {"label": "water", "instance_id": "water-1", "mask_svg": "<svg viewBox=\"0 0 264 264\" xmlns=\"http://www.w3.org/2000/svg\"><path fill=\"white\" fill-rule=\"evenodd\" d=\"M187 32H188V29H187ZM216 33L219 34L220 36H222L224 34L222 29H219ZM241 51L244 52L243 49H241ZM247 62H248V60H247ZM243 77H245L244 74H243ZM259 134H260V131H258V135ZM257 136H256V138H257ZM26 143H28V141H26ZM239 146H242L245 149L247 148L246 144L243 143V142H241V144L239 143ZM40 164H41V162L36 164V167H38ZM52 186L54 187L55 191H66L65 189H56L53 184H52ZM67 209H69V208L65 209V213L67 212ZM142 212H144V210H142ZM128 218H130V217H128ZM128 218L127 217H123L124 220H126ZM73 219L74 218L71 217V220H73ZM157 219L159 221L160 217L158 216ZM87 222L89 223V220H87ZM76 225L78 226V225H80V223L77 221ZM104 226H109V225H104ZM85 231H86L85 233H88V228H85ZM69 232H71L73 235L79 234V231H77L76 229L72 230V229H70L68 227L64 231L56 230L54 233L48 232L47 234L43 235L42 238H40L38 240V245H39V247L41 249V252L44 254L46 259H53V260L57 261L58 264H62V260H61V256H62L61 255V253H62L61 242H62L63 239L65 240L64 235L67 236V233H69ZM144 234H146V233H142L141 236H144ZM93 236H95V235H93ZM67 243H71V239H70V241H67ZM89 249L91 250V252L93 254L96 255L97 259L102 257L103 253L101 252L100 245H98L97 247L96 246L90 247ZM75 262H76L75 258H74V260L68 261L69 264H74Z\"/></svg>", "mask_w": 264, "mask_h": 264}, {"label": "flooded vegetation", "instance_id": "flooded-vegetation-1", "mask_svg": "<svg viewBox=\"0 0 264 264\" xmlns=\"http://www.w3.org/2000/svg\"><path fill=\"white\" fill-rule=\"evenodd\" d=\"M212 98H214V96L211 97V99H212ZM209 120H210V118L208 119V121H209ZM220 127H221V130H222V129H223V128H222L223 126L220 125ZM256 130H257V129H255L254 131H256ZM259 131L261 132V130H259ZM224 132H225V135L229 137V135H228V134H229L228 130H225V129H224ZM228 137H227V142H225V144H224V147L230 149V140H233V141H234V139H232V138L230 139V138H228ZM237 144H238V146H239V143H237ZM237 144H236V146H237ZM239 147H241V146H239ZM228 151H229V150H227V151H225V152L220 151L219 153H224V154L227 153V154H228ZM109 154H110V153H108L107 155L109 156ZM217 156H218V155H217ZM104 158H106V157H104ZM216 161H217V160H216ZM110 162H111V160H110ZM216 167H217V164H216ZM216 167H215V168H216ZM224 167H225V168L227 167V165H226L225 163L223 164V167H220V168L225 169ZM83 169H84L83 171H85V173H86V177H87L88 181L90 182V180H93V179H94V175H93V172L91 171V169H90L89 167H85V168H83ZM221 171H222V170H221ZM231 172L233 173V172H234V169H232ZM89 173H91V175H89ZM82 174H83V172H82ZM108 176H109V174L106 175V178L103 177V181H106V179L108 178ZM86 183H87V182H86ZM148 187H149V189L151 190V186H148ZM121 189H122L123 191L125 190L124 187H121ZM98 192H99V193H102L103 190H98ZM141 196H142V195H141ZM124 199H125V197H122V200H124ZM104 203H105V202H103V204H104ZM108 205H109V204H108ZM103 207H104V206H102V207L100 206V207L98 208V209H100V210H97V212H102L103 210H101V209H103ZM105 209H107V208H105ZM123 217H126V215H123ZM146 222H147V220H146ZM138 224H140V222H138ZM138 224L135 223L136 226L133 225L132 228H129V229L126 230V232H125V233H126V236L124 237V240H125V241H124V240H123L124 242L122 241V244H123V245L129 244L131 241H135V242H136L135 237H134L133 235L131 236V233H133V232L135 233V229H136V227L138 226ZM102 225H109V224H108V223H107V224L105 223V224H102ZM142 225H145V223L142 224ZM109 226H113V225H109ZM117 227H118L117 225H114V228H117ZM140 227H141V225H140ZM132 229H133V230H132ZM127 237H128V238H127ZM125 238H126V239H125ZM114 242H115V241H114ZM122 244H121V245H122ZM117 245H118V243L115 244L114 246H112L111 249H113V248L116 247ZM125 247H127V246H125ZM138 248L140 249V247H138ZM109 256H110V255H109ZM120 256H121V255H120ZM127 257H128V256H127ZM127 257H126V258H127ZM126 258H125V259H126ZM127 259H128V258H127ZM123 260H124V259H123ZM125 261H126V260H124V262H125ZM98 262H99V261H98ZM101 262H102V261H101Z\"/></svg>", "mask_w": 264, "mask_h": 264}]
</instances>
